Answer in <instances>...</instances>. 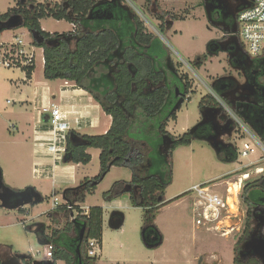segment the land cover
Returning a JSON list of instances; mask_svg holds the SVG:
<instances>
[{
  "label": "rangeland",
  "instance_id": "rangeland-1",
  "mask_svg": "<svg viewBox=\"0 0 264 264\" xmlns=\"http://www.w3.org/2000/svg\"><path fill=\"white\" fill-rule=\"evenodd\" d=\"M36 1L47 8H53L55 5H61L63 0ZM200 2L201 0H122V3L139 18L145 32L153 34L155 38L161 40L165 44L169 57L176 63L179 75L187 78L189 87L192 89L188 93L190 99L183 102L180 110L177 112V119L172 122L169 121L170 123L167 126V131L173 136L182 135L186 130H190L197 124L201 116L198 104L203 96L209 94L210 82L219 75H226L230 71L226 65V56L222 53H219L215 58L207 57L208 61L206 58L207 62L205 61L203 63L202 69L191 70L189 67V65L199 57H203L204 55L209 56L207 54V44L210 41L220 40L222 38L221 31L210 25L206 20ZM18 3H20L19 0H0V15L5 14L10 9L16 8ZM173 16L175 19H172ZM88 23L89 22L80 23L83 25L82 27L86 30L85 31L83 28L80 30L77 25L75 26L74 24L73 26L65 20L58 21L52 17L40 20L41 29L50 34H69L72 30H74L75 33H78L80 30L81 32L95 34L103 30L114 31L116 28L118 33L122 35L124 42H128L126 26L124 24L122 27L121 21H95L91 25ZM14 35L21 37L25 43L33 41V37L28 29L19 26L14 29H4L1 31L0 42H10ZM71 48H73V46ZM147 51L150 56L160 57V54L156 52L154 46L150 47ZM36 55L32 82L29 83L28 88L22 87V85L26 84L24 82L25 76L22 71L0 70V169L5 172L3 183L11 190H23V187L20 186L18 182L28 181L31 183H28L29 185H27V187L31 185L37 186L40 188L42 194H47L48 198L42 203L32 207L28 215L31 217L32 222L26 220L25 223H22L20 219L23 220L27 216H21L17 211H8L0 208V249L6 252L15 251L20 254H30L35 260L42 261L45 260L46 246L39 245L34 233H29L25 227L30 223H50L47 216L48 210L51 208L53 197H56L58 202L62 203L63 198L61 193L68 187L67 184L70 183L65 181L66 176L62 175L57 177L54 183H52L51 180H32L31 177H27V175H16L14 170L12 171L9 169L10 165H12L9 157L10 154L12 155L11 149L14 148L8 147L11 142L10 139L13 136L20 135L17 140H27L28 143H30L32 136L31 126L34 123L31 118L36 112L33 103L30 105L18 101L19 90H22L24 95L26 94L27 97L31 98L33 95V88L35 87L37 94H40L41 97L43 86H49L51 89L55 90L60 84L65 82L62 80H45L43 77L44 62L42 60L41 51L38 50ZM231 73L234 74L233 72ZM171 81L174 84L177 79L173 76ZM108 82H110L108 78H103L101 83L107 87ZM85 84L87 85L88 82L85 81ZM97 96L101 99L104 98L100 95ZM142 119L143 118L140 117V121ZM27 124L30 125V127H27ZM12 125L18 126L20 132L24 130L25 133L23 136L21 133L17 134L16 129H13ZM136 130L137 128L133 126L132 132ZM86 132L90 135H102L101 128L87 130ZM235 135L238 134L235 133L230 139L240 150L246 136L242 137L243 134H240L238 135L239 137H236ZM132 136H136V138H140L146 142L150 141L151 150L148 153L149 156L147 161L152 165V174L158 173L162 175L164 168L165 170H169L171 183L166 188L165 197L174 198L181 196L185 192L188 193L177 198V200L182 199V202L179 204H172L168 208L162 209L157 215L154 223L162 235V244L153 249H148L143 244V250L141 251L133 246L131 250L136 254L133 255V257L137 258L138 256L143 262H137L130 258V260H124L125 262L120 264H232L240 249L239 246L237 250H235L234 244L243 231L244 212L246 210L241 203L240 197L238 196L237 219L233 218V211L230 209L229 213L231 215V220L227 222H230L229 225L235 228L238 226V223L233 221L237 220L239 222V217L242 215V227L239 233L234 232L225 238L214 231L194 228L192 224V204L195 201V196L190 193L189 190H192L193 186L208 182L212 187L216 182V184L220 183L221 185L218 188V194H220L219 192L224 190L226 182L230 179V182L233 183L236 181V176L238 174L243 172L248 173L250 176L249 180L259 178V175H263L264 173L263 151L259 147H255V150H257L256 153L249 155L247 158L238 156L236 162L226 164V162H219L215 150L207 141L195 138L191 140L189 145L177 147L172 152L169 160L167 156L165 158L162 156V154H165L167 147L161 150L162 154L155 148L159 143L155 132H147L140 129L138 133H134ZM246 139L249 138L246 137ZM146 142L144 143L148 145ZM24 144L27 143L25 142ZM146 145H136V151H141V155H143L144 159H146L145 155L149 150ZM89 151L93 154V158L87 164L89 165L87 170L93 174L99 164L98 150L90 149ZM19 156H21V160L23 159L21 163L26 164L28 160L26 154L24 153L23 157L22 155ZM61 158L62 156H60L59 159ZM254 159H256L255 165H241V163L244 164ZM58 164L63 165L62 161H59ZM167 165L169 166L167 167ZM241 167L242 170L240 169ZM256 168H261L263 171L258 174ZM236 170L240 172H235ZM127 174L128 171L125 169L112 170L109 175L107 173V176L99 183L94 195L88 197L85 205H104L102 193L108 190L115 181L122 180V178L124 179ZM123 188L124 187H120L116 190L121 191ZM227 188L228 186L226 185L225 193ZM224 196H226V194ZM116 202L117 204L114 206L105 205V225H107L108 219L112 213H122L124 221L121 228L128 233V239L133 240V232L137 231L138 228L142 226L143 213L140 210L127 208L130 203L126 195L119 197ZM27 207L28 206H26V208ZM30 207H28V209H30ZM76 211H80L79 208H76ZM61 220L64 224L66 219L63 217L58 219V221ZM223 225L227 227L225 223ZM106 227L108 228V226ZM191 233H193V235ZM37 252L40 254H37ZM100 256L101 251L95 258L96 261ZM188 256L189 258H187ZM96 264L115 263H111L102 257Z\"/></svg>",
  "mask_w": 264,
  "mask_h": 264
},
{
  "label": "trees",
  "instance_id": "trees-1",
  "mask_svg": "<svg viewBox=\"0 0 264 264\" xmlns=\"http://www.w3.org/2000/svg\"><path fill=\"white\" fill-rule=\"evenodd\" d=\"M28 4L31 8H29ZM120 5L124 6L122 0H63L61 5L58 4L53 8H47L37 3L36 0H27V4H17L16 8L10 9L5 14L0 15V22L14 14L21 17L22 22L20 27L27 28L33 37L32 43L36 47L43 49V77L45 80L73 82L76 86L92 94L94 99L100 104L103 112L111 117L110 127L102 135H81L75 133L73 130L66 132L65 150L61 158L63 163L87 165L91 161V156L87 153V150L97 149L100 151L98 156V174L90 179L85 178L77 187L68 188L62 192L63 200L72 205L84 202L86 195H93L97 185L112 167L133 169L136 165L141 164L143 155H141V151H136L137 141L140 138L132 136L134 133H138V131L132 132L133 124L129 117V113L132 114L134 107L139 109L142 113L141 116H143V121H140L142 127L139 126L141 128L138 130L142 129V131H153L156 133L159 143L155 148L158 149L160 154L162 152L159 147L164 144L167 146L165 154H162L163 158L167 156L170 160L172 152L177 147L189 145L191 140L195 138L203 140L205 137L200 132L193 133V135L186 132L179 137H173L167 133V118L171 120L176 119L177 110L174 111L173 107L177 103L176 101H178L177 99L172 100V95L170 94V96L168 94L167 87H158L148 92V94L139 92V90L132 91V84H135L136 87H143L142 84L146 79L150 78L156 84L162 79L160 73L157 72L154 74L153 66L146 58H137L133 54H127L128 61L133 62L134 69L137 70L134 77L128 73L124 66L117 68L116 70L118 72H115L112 76L106 72L100 74L97 78L91 77L100 66L106 71L110 69L107 63L116 56L113 54L114 52L120 53L123 50L125 42L116 28L114 31L103 30L95 34L85 33L80 31L83 28V25L80 23L89 22L88 24L91 25L95 21H105L103 14L105 15L107 12L114 17ZM47 17H52L58 21L65 20L73 26L74 24L75 26L77 25L80 30L78 33L72 30L69 34L47 33L40 26V20ZM172 19H175V17L173 16ZM112 21L115 20L113 19ZM118 21H121L122 27L125 24L128 36H130V42L133 45H139L145 50H148L152 46L164 48L160 40L155 38L153 34L145 32L143 24L131 10L130 12L123 10L118 15L116 22ZM71 45L73 48H71ZM240 47L241 49L243 48L241 41ZM146 54H149L148 51ZM162 56L164 57V55ZM162 56H158V59H161ZM191 67L198 68L199 63L192 62ZM34 68V66L26 68L25 81L31 79ZM103 78L110 80L107 83V87L101 83ZM85 81L88 82L87 85ZM101 87L105 89L101 93L102 96H105L103 99L98 98L95 94ZM109 87L113 88V92H107ZM186 88H189L188 84H186ZM122 95L128 100L127 103L122 102ZM187 99L189 100V98ZM206 105L207 100L203 96L199 101V106L203 108ZM243 121L251 123V118ZM149 142H146L149 149L145 155L147 160L148 153L151 150V143ZM236 154L235 148L232 150L228 149L225 152L227 158H224L223 162H232L236 158ZM230 155L231 157H229ZM163 170V174H159V176L149 175L139 178L134 174L130 182V185H137L138 188V194L136 196L130 195V200L133 207L142 210L143 222L141 231L144 232L141 240L146 248H148V244L152 243L147 237L150 232L161 236L157 227L154 225V220L158 214V210L164 205V192L171 183L169 170H165V168ZM120 184V181H116L110 189L103 192V201L110 202L118 198L120 193L116 189ZM248 188H251V190L247 193ZM262 190H264V174L252 184L248 183L243 188L241 200L246 207L244 228L234 245L235 250L250 237L253 231L256 217L258 216V211H255V208H263L261 206L264 200ZM187 193L185 192L181 196ZM44 200L45 198H42V202ZM76 208L78 207L76 206ZM57 210L63 212L65 208L58 206L55 211ZM19 211L22 214L26 213L24 208H20ZM102 216L103 209L100 206L91 207L88 215H81L76 217L74 222H67L62 231L54 232L50 237L44 235L43 231L46 227L43 226L36 233L37 236L42 234L45 238V241H41L39 244L52 243L53 261L61 260L66 262V264H75L76 259V263L79 262V264H95L96 259L87 256L86 241L89 239H98L101 242ZM261 217L263 218L264 215L262 214ZM82 229L84 231L82 241L79 244L78 241ZM76 245L79 247V251L75 256ZM237 253L238 255L235 256L232 264H261L250 253L243 252L242 256L239 255V251ZM18 257L23 264H32L35 260L30 254L18 255Z\"/></svg>",
  "mask_w": 264,
  "mask_h": 264
},
{
  "label": "crops",
  "instance_id": "crops-1",
  "mask_svg": "<svg viewBox=\"0 0 264 264\" xmlns=\"http://www.w3.org/2000/svg\"><path fill=\"white\" fill-rule=\"evenodd\" d=\"M160 42L162 43L163 47L167 51V47L165 46V44L161 40H160ZM136 47H137V49H140V50L143 49L140 46H136ZM151 57L154 59V56H151ZM156 58L154 59V61L158 65V69H157L158 73H160V74L166 73L165 75H168L169 70L167 68V62L164 59L160 60V59H156ZM171 62L174 64V61L171 60V58H170L169 64ZM199 69H202V68H199ZM192 70H194V69H192ZM24 82L26 84L22 85V87L28 88L29 83L32 82V76H31L30 80H28V81L24 80ZM65 82H67V85L64 84ZM65 82L63 84H60L55 90L51 89L49 86H43V88H42L43 93L41 94V97H40V94H37L35 87L33 88V95L31 96V98L27 97L26 94L24 95L22 93L23 92L22 90H19L20 93H18V101L20 103H26V104H30V105H32V103H33L34 109L36 112V114L31 118L32 122L34 123L31 126L32 136H31L30 143H28L27 140L18 141L17 138H19L20 135L19 136H13L10 139L11 142H10V145L8 147L14 148V149H11L12 155L10 154V157H9L10 161L12 162V165H10L9 169L12 171L14 170L16 175H27V177L30 176L32 180H42V179L51 180L52 183H54V180L57 177H59L60 175L66 176L65 181L69 182L70 184H67L68 187L65 189H68V188L77 187L85 178L90 179V178L96 176L99 172V164H98V167L93 174H91V172L87 170V167L89 165L72 164V163L65 164L63 162H62L63 165H59L58 163H59V161H61V159H58L57 156L55 154H53L51 152V150L49 149V144L53 140V135L50 132L51 125L49 123L48 116H47V114H45L43 112V108L48 107L50 105L58 107L64 115L63 125L65 126L66 131L73 130L75 133H78L81 135H90L86 131L92 130L95 128H101L102 129L101 134L106 133L110 127V124H111V117L106 115L103 112L100 104L94 99L92 94H90L86 90L76 86L73 82H69V81H65ZM104 91H105L104 87H101V88H99L98 92H95V94H96V96L97 95L102 96L101 93ZM107 92H109V93L113 92V88L109 87V90H107ZM103 97H105V96H103ZM39 103H40V105H39ZM38 105H39V107H38ZM198 107H199V109H201L199 104H198ZM179 110H180V108L177 110V112ZM136 112H140L139 109H137ZM177 112H176V119H177ZM140 114L142 115L141 112H140ZM167 119H168L167 126L169 125L170 122L176 120V119L171 120L169 118H167ZM167 126H166V131H167ZM12 127H13V129L14 128L16 129L17 134L21 133L23 136V134L25 133L24 130H21V132H20L19 127L16 125H12ZM21 127H24V126H21ZM27 127H30V125L27 124ZM186 132H187V130L184 133H186ZM167 133L169 134L170 132L167 131ZM169 135H171V133ZM171 136H173V135H171ZM179 136H181V135H179ZM179 136H173V137H179ZM244 141H246L247 143L251 142L249 139H245ZM25 142L27 144H24ZM25 146H26V148H25ZM164 147H167V146H165V144H164L161 147H159V149L164 150ZM89 150L90 149L87 150V153L90 154L91 160H92L93 154ZM239 151L240 150L237 149L236 150V153H237L236 158L233 159L232 162H226V164H228V163L231 164V163L236 162L238 159V156H241ZM256 151L257 150L254 149V152L251 154L256 153ZM99 152L100 151L98 150V156H99ZM24 153L26 154V158L28 157L26 164L21 163L23 159L21 160V156H19V155H22V157H23ZM216 154H217L219 162L224 163L223 159L227 158V156L225 155V152L216 153ZM251 154H249V155H251ZM249 155H247L246 157H243V158H247ZM229 157H231V155ZM148 162L149 161H147V159H144V157H143L141 164L136 165L133 169L125 168V167H112L108 172V175H109L112 170H116V169L117 170L125 169L128 171V174L125 176L124 179L122 178V180H117V181L121 182V184L118 185L117 188L124 187L123 190L118 191V193H120L119 197L126 195L127 198L129 199L130 204L127 206L128 209L142 211L140 208H136V207H133L131 205L130 195L136 196L138 194L137 186L134 184L130 185V182L133 178V175L135 174L139 178H143V177L149 176V175L159 176V174H157V173L156 174L151 173V170H152L151 166L152 165H150ZM255 162H256V159L251 160V161L244 163V164L241 163V165H255ZM242 167L240 168L241 170H242ZM239 170H236L235 172H240ZM1 172H2V178L4 179L5 178V172H4V170H1ZM243 174H246V172H243V173L238 174L236 176V181H234L236 183H234V182L231 183L230 179L226 182L227 186L228 185L230 186V184H237V186H239L238 194L235 197L236 211L233 212V215H234L233 218H235V219H237L238 196L241 199V195H242V191H243L244 186L248 183L252 184L255 180L258 179L257 178V179L249 180L250 176L248 179H243L242 178ZM258 174H260V173H258ZM105 176H107V175H105ZM260 177H261V175H259V178ZM239 179L242 180L241 184H240ZM28 183H31V182H28V181L18 182V184L20 186H22L23 189H25V187L27 188V185H29ZM98 185H97V187H98ZM213 185H212L213 191L218 193V188L221 186L220 183L216 184V182H215V184H213ZM226 185L224 187V190L222 189L223 191L219 192L220 195H222V196H224L226 194L225 193ZM29 187L33 188L36 192H38L42 198H45V199L48 198L47 194H42L40 188H38L37 186L31 185ZM97 187H96V189H97ZM131 187H134L135 189L131 190L130 189ZM250 190H251V188H248L247 193L250 192ZM89 196H91V195L85 196L84 202L75 203V205H77L79 210H80V208H82V209L85 208L83 210H85V211L87 210L89 212V209L91 207L99 206V205H95V204L94 205L90 204L88 206L85 205ZM228 196H229V194H228ZM164 197H165V192H164ZM178 197L179 196L174 197V198H171V197L166 198L165 197V201L163 203L164 205L158 210V214L161 212L162 209H166L169 206H171L172 204H179L180 202H182V199L177 200ZM118 198H116L110 202L103 201L104 205H102V204L100 205V207L103 209L101 256H100V258L103 257V259H107L109 262L115 263V264L124 263L125 262L124 260H128V259L130 260V258H131V260H134L137 262H143L141 259L138 258V256H137V258L133 257V255H136V254H134L132 252L133 250H131V248L133 246H135L137 248V250H139V251L143 250V243H142L141 234H140L141 227L138 228L137 231L133 232V240H129L128 239V237H129L128 233H126V231H124L123 228H119L118 230H113L108 226V224L105 225V223H106V221H105V211H106L105 205L106 206L116 205L117 204L116 200ZM241 203L245 207L242 200H241ZM30 206H28V207H30V209H28V207L27 208L24 207V210L26 211V213H24V214H22L19 211V209L8 210V211H17V213L20 214L21 216H27L23 220L20 219V221L22 223H25L26 220L32 222L31 217L28 215H29V212L31 211L32 207L35 205H30ZM245 212H246V210H245ZM245 212H244V218H245ZM48 214H49L48 216L54 215L56 217L55 219H61V217L66 219L64 224H63L62 220L59 221V224L57 223V226L59 229H61V227H64L67 222L69 223V221L71 219V217H70L71 214L67 211L62 212V211L57 210V211H54V212L48 213ZM241 217H242V215H240V217H239V219H240L239 222L237 220L233 221L235 223H238V226L235 228L239 229V232H240V229L242 227ZM123 218H124V216H123ZM48 220H50V219H48ZM123 221H124V219H123ZM227 221H229V220H227ZM154 222H155V220H154ZM48 224L49 223H47L46 225L48 226ZM154 225H155V223H154ZM106 226H108V228ZM243 226H244V223H243ZM25 229L29 233H33V230H34V228L31 226V223L27 224ZM239 232H236V233H239ZM46 234L47 235L49 234L48 230H47ZM191 234L193 235V233H191ZM239 237H238V239H239ZM162 242H163V238H162ZM48 244H51V242L45 243L44 245H41V246H46ZM4 252H5L4 254H6L8 256L16 255V254L23 255V254H20L19 252H15V251L14 252L4 251ZM187 258H189V256ZM54 263L62 264V261L56 260V261H54Z\"/></svg>",
  "mask_w": 264,
  "mask_h": 264
},
{
  "label": "flooded vegetation",
  "instance_id": "flooded-vegetation-1",
  "mask_svg": "<svg viewBox=\"0 0 264 264\" xmlns=\"http://www.w3.org/2000/svg\"><path fill=\"white\" fill-rule=\"evenodd\" d=\"M106 1H113V0H106ZM19 2L21 4H27L26 0H19ZM239 2H241V0H218V1L212 0L211 4H208L207 7V10L209 11L211 17V20H208L207 13L205 11V2L201 0L200 5L204 10V15L206 20L210 24L213 23L214 25L213 27H216V29L221 31L222 38L220 40H212L207 44V54L209 56L204 55L203 57H199L197 60L193 61L195 63H199L198 68L197 67L192 68L191 65H189L191 70L199 69L203 66V63L206 61L207 57L215 58L218 56L219 53L225 54L226 56L225 57L226 65L230 71L226 75H219L218 77H216V79L210 82L209 84L210 90H208V93L210 95L209 94L205 95L207 100V105L199 109L201 116L197 121L198 124L203 119V116L207 121H209V123L205 124L204 126H202V128H200L197 131L200 132V134L202 136H205L206 138L210 136L209 132H211L213 127L216 126L218 137L215 138L214 140H211L212 142L211 144H209L215 150L216 153H223L226 152L228 149L232 150L234 148L235 150H237L238 149L237 146L233 142H231L230 138L235 133L240 135L238 126L224 111L222 105L230 109V111L242 122V124L249 130V132L256 138L259 144L264 148V55H261L256 58L250 57L247 54L244 47L242 49L240 47V41L238 39L239 26L237 22L238 11L240 10V8L237 7V4ZM28 6L29 8H31L29 4ZM123 10L126 12H130V9L128 7H126L125 5L124 6L120 5V8L114 14V17L112 14L107 12L105 15L103 14V18H105V20H110V21L113 19L118 20V15H120V13H122ZM11 16H16V15L14 14ZM7 20L8 18L2 22L4 23ZM233 30L236 31L235 34L232 32ZM236 41L239 43L238 44L239 46H237ZM136 46L139 45H133V43L130 42V36H128V42H125V46L123 50L120 53L114 52L113 54L116 56L113 57L110 60V62L107 63V66L110 67V69H107L106 71L102 68V66H100L96 69V73H94V75L91 77L97 78L98 76H100V74L105 72H107L110 76H112L115 72H118L116 69L121 66H124L127 69L128 73L132 77H134L135 72H137V70L134 69L133 62L128 61V55L130 54L137 56V58L144 57L147 60H149L151 62V65L153 66L154 74L157 73L158 65L154 61L156 56H154L153 59L149 54H146L147 50L137 49ZM165 52L166 54L160 60L164 59L167 62V68L169 70L168 72L169 74L165 75L166 73H162L161 74L162 79L157 84L149 78L146 79L145 82H143L142 84L143 87L140 86L136 87L135 84H132L131 89L132 91L139 90V92L148 94V92H151L152 90H155L158 87H167L168 94L172 95V100L177 99L179 101L180 99H182L183 102L185 99L186 101L188 100L187 92L189 93V91L191 90L190 87L188 89L186 88V84L189 85L187 78L186 77L183 78L182 75H179L178 68L176 67L175 62L174 64L172 62L169 64L170 57L166 50ZM231 72H233L234 74H232ZM173 76L177 79V81L174 84L171 81V78ZM122 100H123L122 102L124 103H127L128 101L124 95H122ZM136 110L137 108L134 107L132 114L129 113L130 114L129 117L130 120L132 121L133 124L132 126L137 128L136 132L137 131L139 132L138 129L139 126H141V122H142V121L140 122V117L143 118V116H141L140 112H136ZM248 118H251V123L243 121ZM137 119L139 121L138 124H136ZM216 120L219 121L217 122ZM225 122L228 123L227 127H223ZM189 131L190 130H187L188 133H190ZM238 135L235 136L239 137ZM205 137L203 139L204 141H206ZM144 142H145L144 140L139 139L137 141V144L146 145ZM5 187L8 186L5 185ZM130 189L134 190L135 188L131 187ZM0 192H2V189H0ZM47 217L48 219H50L49 220L50 223L48 224V226L44 223H31V226L32 224L34 225L33 233L36 236L38 243H40L41 241H45V238L42 234L38 236L36 235L39 229L42 228L43 226L46 227L44 228L43 231L44 235H47L46 232L48 230L49 237L52 233L57 232L59 230L60 231L63 230V227H61V229L58 228L57 223H59V221L58 219H55L56 217L54 215ZM154 236H158V234L150 232L147 235V237L151 241L154 238ZM80 238H81V234L79 237V241ZM78 248L79 247H77L76 245L75 256L76 253H78ZM4 253L5 252L0 249L1 260L9 257ZM52 261H53V257H52ZM76 261L77 260L75 259V264H79V262L76 263ZM62 264H66V262L62 261Z\"/></svg>",
  "mask_w": 264,
  "mask_h": 264
},
{
  "label": "built area",
  "instance_id": "built-area-1",
  "mask_svg": "<svg viewBox=\"0 0 264 264\" xmlns=\"http://www.w3.org/2000/svg\"><path fill=\"white\" fill-rule=\"evenodd\" d=\"M237 22L239 26V39L247 54L254 58L264 55V0H252L248 7L238 12ZM38 50L41 51L43 57L42 48L36 47L32 42L25 43L21 37L15 35L12 36L10 42H0V70H20L25 75L26 68L35 66ZM42 60L44 62V59ZM64 84L67 85V82ZM222 107L238 126L240 134H243L242 137L246 136L251 141L250 143L243 141L242 148L239 151L240 155L246 157L254 152L255 147H259L264 153V148L242 122L228 107L224 105ZM43 112L48 116L51 125L50 132L53 135L49 149L59 159L65 150V135L67 131L63 125L64 115L58 107L52 105L43 108ZM262 171L261 168L256 169L257 173H261ZM242 178L248 179L249 174H243ZM241 182L242 180H240V184ZM229 189L230 186L228 185L226 196H222L215 193L208 182L193 186L192 190H189L195 196V201L192 204V224L194 228L214 231L225 238L234 232H239L237 228H232L231 226L224 227L223 225V222L231 219L229 213L230 207L227 203ZM58 206H63L65 211L71 214V219L81 215H88L87 210L85 211L80 208V211H76L75 207L77 205H72L65 201L59 203L56 197H53L48 213L54 212ZM86 249L88 257L96 258L101 251V242L98 239H89L86 241ZM37 254L40 253L37 252ZM52 256L53 246L52 244H48L46 245L45 259L52 261Z\"/></svg>",
  "mask_w": 264,
  "mask_h": 264
},
{
  "label": "water",
  "instance_id": "water-1",
  "mask_svg": "<svg viewBox=\"0 0 264 264\" xmlns=\"http://www.w3.org/2000/svg\"><path fill=\"white\" fill-rule=\"evenodd\" d=\"M205 2V11L207 13V18L208 20H211L210 13L207 10L208 4H211L212 0H203ZM218 1V0H217ZM252 0H241L237 4V7L241 9H244L250 5ZM239 10V11H240ZM238 11V12H239ZM22 19L20 16H11L8 18L7 21L0 22V31L2 29H14L17 28L21 25ZM210 25L214 26L213 23ZM234 34L236 31H232ZM237 42V41H236ZM239 43L237 42V46ZM240 48V47H239ZM155 49L157 53L160 54V56L165 55V49L162 47H157L155 46ZM159 51V52H158ZM164 52V54H163ZM163 57V56H162ZM158 58V57H157ZM177 93V91H176ZM182 104V99H180L173 107V110H177L180 108ZM214 119V117H213ZM217 122L219 120H216ZM209 123L203 116V119L194 127L190 129V134H193L194 132H197L202 126L205 124ZM228 123H224L223 127H227ZM209 132V131H208ZM210 136H208L205 140L211 144V140H214L215 138L218 137V132L216 126L213 127L212 131L209 132ZM0 189H2V192H0V208L6 209V210H17L20 208H24L26 206L30 205H37L42 203V197L41 195L36 192L33 188H25L21 191H13L8 187H5L3 183V178H2V172L0 169ZM262 195L264 198V190H262ZM263 208L256 207L255 211H258V216L256 217V221L254 224L253 231L248 239H246L245 242L242 243L240 246L239 250V255L242 256L243 252L245 253H250L252 256L257 258L261 264H264V217L262 218V214L264 215V200L262 202ZM123 214L120 212H114L108 219V226L113 229V230H118L121 228L123 225ZM71 222L75 221V218L70 219ZM84 229L81 231V238L79 241V244L81 243L82 240V234H83ZM144 231H141V236L143 235ZM162 243V237L161 236H154L152 239V243L148 244L147 247L149 249L158 247ZM79 251V250H78ZM0 264H23L18 257V255H11L6 259L1 260L0 259ZM32 264H54L53 261L51 260H42V261H37L34 260Z\"/></svg>",
  "mask_w": 264,
  "mask_h": 264
},
{
  "label": "bare ground",
  "instance_id": "bare-ground-1",
  "mask_svg": "<svg viewBox=\"0 0 264 264\" xmlns=\"http://www.w3.org/2000/svg\"><path fill=\"white\" fill-rule=\"evenodd\" d=\"M236 183V182H235ZM239 191V186L235 185V184H230V189H229V197L227 199V203L231 209V211H236V206H235V197L238 194ZM227 227H229L230 222H224Z\"/></svg>",
  "mask_w": 264,
  "mask_h": 264
}]
</instances>
